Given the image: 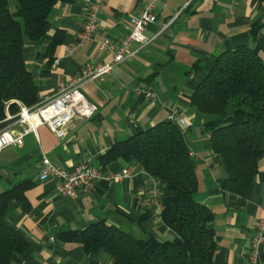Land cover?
<instances>
[{"label": "crops", "instance_id": "1", "mask_svg": "<svg viewBox=\"0 0 264 264\" xmlns=\"http://www.w3.org/2000/svg\"><path fill=\"white\" fill-rule=\"evenodd\" d=\"M142 2L104 0L93 38L76 43L88 0L57 1L43 38L23 43L25 65L35 79L39 98L68 84L85 63L107 60L110 54L99 41H119L127 32L129 17L138 12ZM155 11L156 21L143 32L147 37L156 36L116 64L103 80L90 79L81 85L84 94L98 104L92 117L72 119L64 138L43 124L36 132L24 134L21 144L0 149V190L30 179L23 197L12 199L5 211L6 221L28 242L9 264H113L105 249L85 252L81 243L58 235L61 230L83 228L100 219L137 238L174 237L159 214L170 192L135 159L109 161L97 180L80 186L72 196L58 192L54 178H38L43 158L65 167L83 161L100 166L101 154L115 141L173 118L182 126L195 165L198 183L193 196L212 212L208 226L216 242L214 259L253 264L249 259L253 222L264 217V158H259L255 178L243 193L222 189L219 180L233 172L211 149L203 114L190 97L217 55L228 47L258 45L264 62V0H163L157 2ZM256 23L259 28L253 37L250 29ZM54 37L60 41L51 47ZM72 44L73 49L67 52L66 46ZM140 87L150 88L156 95L147 97L138 91ZM14 113L7 111L6 115ZM5 117L0 129L11 124L13 134H20L22 124ZM124 168L126 175L119 179L111 176ZM254 264H264V239L257 246Z\"/></svg>", "mask_w": 264, "mask_h": 264}, {"label": "trees", "instance_id": "2", "mask_svg": "<svg viewBox=\"0 0 264 264\" xmlns=\"http://www.w3.org/2000/svg\"><path fill=\"white\" fill-rule=\"evenodd\" d=\"M59 0H0V120L19 104L39 98L25 65L23 43L40 41L50 13ZM259 24L250 32L256 36ZM60 41L54 37L53 47ZM191 103L203 114L213 152L232 176L219 180L222 189L241 194L250 186L264 158V62L258 45L238 44L222 50L191 93ZM183 131L173 119L158 121L115 141L99 158L101 170L117 158L135 159L169 191L159 212L173 232L171 239L137 238L104 219L83 228L61 230L65 241L82 244L85 252L103 248L113 264H229L214 259L216 242L208 226L212 212L196 200L197 174ZM30 179L0 190V264L25 250L23 234L5 219L12 199H21Z\"/></svg>", "mask_w": 264, "mask_h": 264}, {"label": "built area", "instance_id": "3", "mask_svg": "<svg viewBox=\"0 0 264 264\" xmlns=\"http://www.w3.org/2000/svg\"><path fill=\"white\" fill-rule=\"evenodd\" d=\"M104 0H88L82 12V21L78 30L76 43L93 38L98 22L100 20L101 5ZM163 0H143L136 14L129 17L128 29L124 36L117 42L108 38L99 41V46L109 52L110 57L96 64L85 63L80 71L69 81L68 84L60 86L52 94L46 95L34 105L20 104L14 114H7L6 119L11 123L22 124V132L13 134L11 124L0 129V149L12 144H21L23 135L29 131L36 132L40 125H46L58 138L67 135V125L76 118L92 117L98 110V104L90 100L81 89V85L90 79L103 80L111 69L126 58L136 54L142 47L147 45L156 34L147 37L143 30L152 22L156 21L155 6ZM169 22L164 24V27ZM74 45L66 46L70 52ZM147 97H154L156 92L150 88H137ZM173 120L179 124L177 118ZM182 128V126H180ZM190 155H191V151ZM43 166L38 172V178L44 180L54 178L57 191L65 195H75L80 186H89L102 175L100 166L91 162H80L70 167L54 165L43 158ZM124 168L120 173L112 174L114 179L126 175ZM154 187L156 186L153 184ZM254 235L252 237L249 254L250 261L254 264L257 257V246L264 239V217H257L253 222Z\"/></svg>", "mask_w": 264, "mask_h": 264}]
</instances>
